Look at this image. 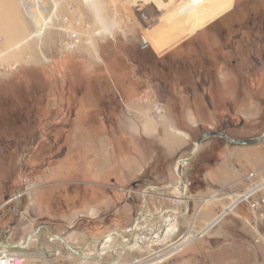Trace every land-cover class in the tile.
<instances>
[{
    "label": "rangeland",
    "instance_id": "rangeland-1",
    "mask_svg": "<svg viewBox=\"0 0 264 264\" xmlns=\"http://www.w3.org/2000/svg\"><path fill=\"white\" fill-rule=\"evenodd\" d=\"M12 1L21 18H0V43L11 52L7 61L19 62L21 69L0 78L2 242L25 244L41 229L46 249L52 252L58 245V250L45 255L48 261H35L41 252L36 236L27 250H13L24 253L30 264H264L250 206L264 198V190L233 205L239 196L260 187L264 171L246 188L213 185L193 200L187 216L170 213L150 219L148 215L176 209L161 208V193L151 192L143 212L147 220L137 227L139 242L122 253L119 249L127 243L116 235L98 242L112 233L130 237L143 208L139 188L144 181L120 189L111 209L102 212L96 207L104 197H89L63 182L66 170L76 172L78 159L88 150L81 132L87 122L115 123L117 111L124 107V84L144 87L137 97H155L154 116L155 104H161L158 77L164 71L183 72L181 62L205 68L212 45L216 58L234 59L260 72L253 78L262 83L264 98V65L254 63L264 49V0H33L34 16L45 29L42 39L31 38L37 25L21 6L30 0H0V10L9 11ZM102 21L112 34L104 31ZM240 77L250 80L248 71ZM194 97H199L197 91ZM204 132L198 131L194 142ZM212 139H220L224 147L232 145ZM212 147L209 154L215 155L218 147ZM202 170L199 167L192 179L197 189L202 188ZM152 200L159 203L152 205ZM220 213L205 225L209 215ZM48 234L64 236L84 255L100 254L101 260L83 259L61 242H50Z\"/></svg>",
    "mask_w": 264,
    "mask_h": 264
},
{
    "label": "crops",
    "instance_id": "crops-1",
    "mask_svg": "<svg viewBox=\"0 0 264 264\" xmlns=\"http://www.w3.org/2000/svg\"><path fill=\"white\" fill-rule=\"evenodd\" d=\"M10 4L9 11L0 10V18H21L14 2ZM3 34L8 38L6 33ZM25 35L26 33L18 41L24 39ZM212 47V56L205 68L197 66L196 62H181L184 65L182 68H186L183 72L172 71L168 75L164 71L158 77L159 80L155 83H159L161 103L166 110L161 122L155 119L152 112L155 97L151 93L149 99L137 97L138 94L135 93L144 87L138 88L135 82L124 84L120 88L126 93L124 107L117 111L115 123H106L101 119L89 120L82 129L85 136L83 143L89 145L86 147L88 150L83 153V160H76V172L70 170V167L66 170L68 175L65 174L64 177L68 178L63 180L64 185L77 188L89 197H104L99 200L101 205L96 207L102 212L111 209L120 189L144 181L145 185L141 184L139 190L168 187L161 193V208H176L173 210H179V214L185 211V205L179 199L180 191L169 186L179 182L177 162L192 154L195 143L204 133L222 130L234 139H256L264 135L262 83L258 84L252 76H249V81H245L240 77L244 76L242 72L246 70L244 64L234 59L216 58L217 50H214V45ZM164 68L165 66H161V71ZM145 87L154 90V86ZM196 91L199 97H194ZM200 130L205 132L194 142L193 138L197 137ZM97 132L99 133L96 134ZM211 146L218 147L215 155L209 154ZM69 162L71 161L67 163ZM199 167L203 169L198 174L202 188L197 189L195 182L193 183L195 180L192 179L197 176ZM263 171L264 141L224 147L220 139L211 137L203 141L198 155L185 166L187 194L196 201L201 193L207 192L216 184L246 188ZM259 185L264 190V180ZM151 203L157 205L159 202L152 200ZM221 213L209 215L205 225H210Z\"/></svg>",
    "mask_w": 264,
    "mask_h": 264
},
{
    "label": "water",
    "instance_id": "water-1",
    "mask_svg": "<svg viewBox=\"0 0 264 264\" xmlns=\"http://www.w3.org/2000/svg\"><path fill=\"white\" fill-rule=\"evenodd\" d=\"M211 137L221 138L224 141H226L227 143H230V144H233V145H252V144H257V143H260V142L264 141V135H262L261 137L256 138V139H234V138L230 137L229 135H227L223 131H208V132L204 133L197 140V142L195 143V149L192 152V154L189 157H187L186 159H182V160H179L177 162V164H176V170H177L176 173H177V177L179 179V182L177 184L169 186L170 188L177 189L181 193V198L180 199L183 201V203L185 205V211L180 213L181 215L187 216V215L190 214V212H191V204H192V201H193V199L190 198L187 195L188 185H187V182H186V180L184 178L185 166L187 164H189L193 159H195V157L198 155L200 147H201L203 141L208 139V138H211ZM167 189H168V187H149V188L145 189L142 192V195H143V208L141 209L140 214L137 216L136 223L134 225V228H133V231L131 232L130 237L128 238L127 241H125L127 243V246L126 247H120V249H119L120 253H122L123 251L129 250L131 248L132 242L138 240L137 237H136L138 224L140 222H142V221H146L147 220L146 216L143 217V212H144L145 206L147 204V201H146L147 195L151 194V192L163 193ZM170 213L177 214L178 211L166 210L165 213H163L161 215H148V216H149L150 219L153 220V219H160V218L163 217V215L170 214ZM225 215L226 214H224V216H222V218L225 217ZM114 235L120 237L124 241V237H123L122 234H120V233H112L110 235H107V236L103 237L98 243L101 245L106 239H108L110 236H114ZM36 236L39 237V249L44 255H53V254L57 253L58 245H55L56 250L52 251L53 253L46 249V247L43 244V232H42L41 229H38L34 233L30 234L29 237L27 238L25 244H10V243H7V242H1L0 246L4 247V248H6V249H8L10 251H13V250H16V249L27 250L30 247L34 237H36ZM139 236H141V234H139ZM48 237L50 239L53 236L48 234ZM54 237L56 239H58L69 251H71L72 253H75L76 255L82 257L83 259H88L89 260V259L97 258V259H99V261L101 260L100 254L96 255V256L84 255L81 250L72 247L66 241L64 236H54Z\"/></svg>",
    "mask_w": 264,
    "mask_h": 264
},
{
    "label": "built area",
    "instance_id": "built-area-1",
    "mask_svg": "<svg viewBox=\"0 0 264 264\" xmlns=\"http://www.w3.org/2000/svg\"><path fill=\"white\" fill-rule=\"evenodd\" d=\"M7 49L2 47V43H0V78L1 77H9L13 73L18 72L21 69V64L19 62H8L7 56L10 54ZM166 114V110L164 105L155 104L154 106V116L158 122H161ZM255 186V185H254ZM253 186V187H254ZM262 190L255 192L252 197L261 193ZM248 198L246 201H250L252 198ZM244 201V200H242ZM241 201V202H242ZM239 202L238 204H242ZM245 202V201H244ZM251 213L253 219V227L256 229V239L255 242L258 245H263L264 247V198L257 199L253 202H250ZM1 235V234H0ZM2 239H0V243ZM7 251L6 253L4 251ZM13 251H10L4 247L0 246V261L6 258H14L12 255Z\"/></svg>",
    "mask_w": 264,
    "mask_h": 264
},
{
    "label": "bare ground",
    "instance_id": "bare-ground-1",
    "mask_svg": "<svg viewBox=\"0 0 264 264\" xmlns=\"http://www.w3.org/2000/svg\"><path fill=\"white\" fill-rule=\"evenodd\" d=\"M31 2H33V0H30V1H28V2L23 1V2L21 3V6H22V8L24 9L25 13L28 15V17H30V18L33 20L34 24L37 25V26H36L37 28H36L35 32L31 35V38L36 37V38H38V39H42V37H43V32H44L45 29H44V27L41 25V23L39 24L40 21L37 20V19L35 18L34 13H33V5H34V4H32ZM41 4H42V3H41ZM42 6H43V5H42ZM38 21H39V22H38ZM101 23H102L101 26H102V28L104 29V31H105V32H109V33L112 34V30H111L108 26H106V25L103 23V21H102ZM7 31H10V30H7ZM9 35H10V32H9ZM12 36H13V35H12ZM14 36H15V34H14ZM9 38H10V37H9ZM12 38H13V37H12ZM19 47H20V45L17 44L16 49L19 48ZM260 190H262L261 187H259V188H256V187H255L251 192L239 196L238 199L235 200V203H234L233 205L238 206V205H239V204H238L239 202H241L242 200L246 201L248 198L252 197V195H253L255 192L260 191ZM244 201H242V202H244ZM242 202H241V203H242ZM237 204H238V205H237ZM110 237H112V236H110ZM110 237H109V239H110ZM64 238H65V237H64ZM109 239H108V240H109ZM53 240H55V241H59V240L56 239L54 236L50 238V242H52ZM108 240H106V241H108ZM127 240H128V239H124V242L127 241ZM59 242H60V241H59ZM137 242H139V239L136 240V241H134V242H132L131 248H132L133 245H134L135 243H137ZM53 244H54V243H53ZM65 248H66V247H65ZM66 249H67V248H66ZM4 252L6 253L7 251L5 250ZM11 256H13V257L15 256V257H14V258H6V259H3V260L0 261V264H30V263L28 262V260H27V258H26V255H25L24 253H21V252L17 253V252H16V253H12ZM39 257L44 258L45 261H48L47 257H46L42 252H39V254H38L37 256L34 257L35 261L38 260Z\"/></svg>",
    "mask_w": 264,
    "mask_h": 264
},
{
    "label": "flooded vegetation",
    "instance_id": "flooded-vegetation-1",
    "mask_svg": "<svg viewBox=\"0 0 264 264\" xmlns=\"http://www.w3.org/2000/svg\"><path fill=\"white\" fill-rule=\"evenodd\" d=\"M260 60V61H259ZM259 62L260 63H263V65H264V49L263 50H260V52H259V55H258V58H256L255 60H254V63L256 64V63H258L259 64ZM242 63V62H241ZM244 67H245V69L246 70H243V72H242V74L243 75H245V73H246V71H248V74H249V76H252V77H254V78H259L260 76V72H256V71H254L253 70V68L251 67V65L250 66H248V67H246L245 65H244ZM261 68V67H260Z\"/></svg>",
    "mask_w": 264,
    "mask_h": 264
},
{
    "label": "trees",
    "instance_id": "trees-1",
    "mask_svg": "<svg viewBox=\"0 0 264 264\" xmlns=\"http://www.w3.org/2000/svg\"><path fill=\"white\" fill-rule=\"evenodd\" d=\"M223 18V17H222ZM222 18H220V19H222Z\"/></svg>",
    "mask_w": 264,
    "mask_h": 264
}]
</instances>
